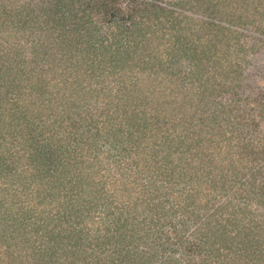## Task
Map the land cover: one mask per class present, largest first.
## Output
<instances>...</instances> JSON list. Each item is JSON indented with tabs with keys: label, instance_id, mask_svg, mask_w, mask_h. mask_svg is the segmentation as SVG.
Here are the masks:
<instances>
[{
	"label": "rangeland",
	"instance_id": "1",
	"mask_svg": "<svg viewBox=\"0 0 264 264\" xmlns=\"http://www.w3.org/2000/svg\"><path fill=\"white\" fill-rule=\"evenodd\" d=\"M6 1H18L20 7L12 11ZM55 1L0 0V104L5 114L0 132L7 131L5 141L0 138V153L8 148L14 154L21 147L25 155L20 163L29 173L45 171L30 159L35 134L58 129L63 117L62 124L70 123L68 117L76 119L79 111L100 101L107 109L103 117L119 121L109 123L114 146L104 140L97 152L106 169L96 182L85 173L75 177L72 190L67 187L79 208L70 211L75 222L90 214L88 253L111 246L109 254L99 257L106 260L103 264H264V0H190L188 9L179 0H155L181 11L187 32L198 38L193 43L196 62L189 66L195 74L187 83L206 87L197 94L196 126H184L183 119V128H175L174 115L167 114L157 121L170 128L159 132H151L150 118L138 108L137 114L123 113L116 109L120 103L115 97L108 104V98L95 101L88 81H83L84 89L73 91L79 97L76 103L63 95L67 90L52 95L54 88L43 87L51 72L64 65L76 67L77 57L57 61L53 58H59V50L47 48L55 40L46 36L53 31V20L44 13L52 14ZM77 1L74 6L85 7L95 22L103 19L94 15L102 12L101 3ZM118 3L125 14L124 1ZM76 18L70 24L78 23ZM36 44L40 48L33 49ZM206 69L210 72L203 75ZM15 75L24 79L26 88L9 81ZM9 96L16 97V104L7 102ZM134 101L129 109L138 103ZM138 125L143 127L135 129ZM87 128L79 130L89 136L88 148L90 141L103 138L91 135V125ZM16 129L24 138H18ZM49 141H57L61 151L71 148L63 132ZM35 177L49 187L48 173ZM37 188L40 202L48 192Z\"/></svg>",
	"mask_w": 264,
	"mask_h": 264
},
{
	"label": "trees",
	"instance_id": "2",
	"mask_svg": "<svg viewBox=\"0 0 264 264\" xmlns=\"http://www.w3.org/2000/svg\"><path fill=\"white\" fill-rule=\"evenodd\" d=\"M74 1L51 2L52 14L46 12L44 17H51L53 20L51 23L53 31L46 33V36L51 35L55 40L51 39L47 48L55 47L59 50L57 54L59 58L53 59L64 62L72 56L77 57L74 62L76 67L69 68L64 65L59 72H51V77L46 78L43 87L49 91L54 88L52 95H57L60 90L63 92L67 90L69 92L63 95L67 98L73 97V103H76L79 97L73 91L84 89L86 83L83 81H88V90L93 94L95 101L97 98H108V104L112 102L111 98L115 97V102L120 103V106H116L118 111L123 113L133 111L135 114L140 112L141 115L150 118L148 127L151 132L170 128L168 123L163 124L157 121L159 117L166 118L167 114L174 115L171 123L175 125V128H183V119H187V121L184 120L186 121L184 126H196L195 116L197 103H199L196 102L197 94L199 95L206 87L202 86L203 89L200 90L201 86L195 85V81L193 84L187 83L192 74H195V69L189 66L196 62L197 55L193 43H196L198 38L187 32L181 11L174 9L171 3V6H165L155 0H122L126 5L124 14L118 0H94L95 2L76 0L82 4L87 2L90 6L93 3L97 5L101 3L102 12L94 15H101L103 19L95 22L94 16L90 17L85 7L79 9L74 6ZM178 2L187 9V5L192 3L190 0ZM4 4L9 5L10 8L12 5V11L20 7L18 1L11 4L6 1ZM156 11H160L159 14H156ZM78 13L81 15L80 18H76ZM73 17L78 20V23L74 25L70 24ZM119 26L121 27L118 28ZM61 36L65 39L62 40ZM36 45L32 48L39 47ZM207 72L210 71L206 69L203 75ZM71 73L76 76L73 78ZM201 74L198 73L199 76ZM33 76L35 75L28 78L32 80ZM9 81L16 82V85L21 88L27 86L24 79H20V75H15ZM12 92L17 91L12 88ZM15 98V96H9L6 100L16 104L18 100ZM120 98L122 100L119 101ZM134 99L138 100V103L129 109L127 106L130 102H135ZM136 108L139 112L134 110ZM86 109L79 111L76 119L68 117L66 121L70 123L66 125L62 124L64 117L61 118L56 124V127H59L56 130L35 134L36 148L29 152L33 156L30 159L42 164L45 171L36 172L34 171L36 169H33L32 173H29L30 169L20 163L25 155L21 147L15 151V155L9 152L8 148L0 153V164H2L0 168V264H103L106 261L100 260L99 257L109 254L111 246L105 249L95 247L94 251L87 252L86 244L89 235L86 227H88L87 217L90 214L82 215L79 221L75 222L76 215L74 216L70 211L79 208L74 201L72 191L69 194L67 187L70 186L72 190L78 182L74 181L75 177L77 179L85 173L87 177H92L93 182L104 174L106 163L101 162L102 158L97 152L102 151L100 143L104 140L114 146L116 138L109 139L112 135L110 133L112 127L109 123L114 124L119 121L103 117L107 109L100 104V101ZM168 109H171L170 114L167 113ZM2 110L3 107L0 104L1 120L5 118ZM89 125L95 131L91 135L99 137L101 134L100 138L103 139H100L99 143L97 139L90 141L87 148L86 140L89 136L87 134L83 136L79 128L83 126L88 129ZM60 127L61 132L73 141V143L67 141L70 145L65 144L71 147L67 151H61L57 147V141L55 143L49 141L61 133ZM138 127L139 125L135 126V129ZM141 127L143 126L139 128ZM3 130L7 133L5 129ZM4 131L0 132V138L3 141H5ZM16 132L19 139L24 138L19 129H16ZM27 135L25 133V137ZM39 137H42V142H39ZM135 155L132 153L134 159ZM131 161L135 163V160ZM30 164L31 162L28 163ZM43 172L51 177L49 187L39 184L40 182L35 179L37 174L41 175ZM39 185L48 192L40 202L36 196L39 194L37 188ZM107 237L110 238V236ZM118 264L128 263L124 261Z\"/></svg>",
	"mask_w": 264,
	"mask_h": 264
}]
</instances>
